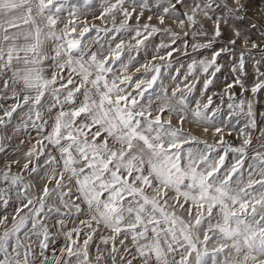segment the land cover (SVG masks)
<instances>
[{"label": "snow or ice", "instance_id": "snow-or-ice-1", "mask_svg": "<svg viewBox=\"0 0 264 264\" xmlns=\"http://www.w3.org/2000/svg\"><path fill=\"white\" fill-rule=\"evenodd\" d=\"M0 264H264V0H0Z\"/></svg>", "mask_w": 264, "mask_h": 264}, {"label": "rangeland", "instance_id": "rangeland-1", "mask_svg": "<svg viewBox=\"0 0 264 264\" xmlns=\"http://www.w3.org/2000/svg\"><path fill=\"white\" fill-rule=\"evenodd\" d=\"M96 23H99V21H96ZM223 80V77H221V81Z\"/></svg>", "mask_w": 264, "mask_h": 264}]
</instances>
